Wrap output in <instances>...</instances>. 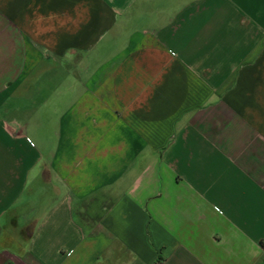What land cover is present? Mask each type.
<instances>
[{
    "label": "crops",
    "instance_id": "obj_1",
    "mask_svg": "<svg viewBox=\"0 0 264 264\" xmlns=\"http://www.w3.org/2000/svg\"><path fill=\"white\" fill-rule=\"evenodd\" d=\"M0 264H264V0H0Z\"/></svg>",
    "mask_w": 264,
    "mask_h": 264
}]
</instances>
